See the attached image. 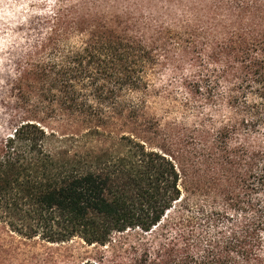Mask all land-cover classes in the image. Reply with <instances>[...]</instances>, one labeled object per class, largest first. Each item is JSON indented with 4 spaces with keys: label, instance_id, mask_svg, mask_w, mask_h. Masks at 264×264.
<instances>
[{
    "label": "trees",
    "instance_id": "trees-1",
    "mask_svg": "<svg viewBox=\"0 0 264 264\" xmlns=\"http://www.w3.org/2000/svg\"><path fill=\"white\" fill-rule=\"evenodd\" d=\"M52 23L41 21L11 85L19 117L0 139V225L24 240L88 247L162 227L168 260L151 264H264V33L224 43L228 124L204 163L180 167L116 131L144 116L155 49L104 26L74 43ZM52 121L78 132L60 135Z\"/></svg>",
    "mask_w": 264,
    "mask_h": 264
},
{
    "label": "rangeland",
    "instance_id": "rangeland-1",
    "mask_svg": "<svg viewBox=\"0 0 264 264\" xmlns=\"http://www.w3.org/2000/svg\"><path fill=\"white\" fill-rule=\"evenodd\" d=\"M44 17L74 43L104 26L155 49L159 62L148 70L144 116L116 131L164 150L180 167H191L216 152V133L231 115L224 43L238 48L264 33V0H0V139L12 131V117L18 120L11 85L19 76L22 55L42 36ZM45 125L60 135L75 134L79 127L56 121ZM233 142L240 138L234 136ZM163 234L162 227L149 233L128 231L106 246L88 247L78 241H28L0 225V264L166 262L167 256L160 254Z\"/></svg>",
    "mask_w": 264,
    "mask_h": 264
}]
</instances>
